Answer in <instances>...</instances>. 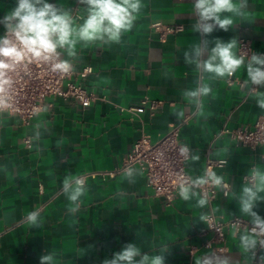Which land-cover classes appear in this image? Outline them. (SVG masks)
Wrapping results in <instances>:
<instances>
[{"label":"crops","instance_id":"1","mask_svg":"<svg viewBox=\"0 0 264 264\" xmlns=\"http://www.w3.org/2000/svg\"><path fill=\"white\" fill-rule=\"evenodd\" d=\"M46 2L67 12L77 26L87 17V5L80 0ZM140 2L133 27L121 33L118 43L107 37L78 40L74 56L67 48L58 49L75 71L92 67L77 78L95 93L93 102L85 106L73 98L48 97L28 124L0 111V264H40L45 255L53 256L51 264H103L128 244L140 249L136 261L147 255L149 260L162 257L163 264H190V246L208 238L202 228L209 207L219 216L253 220L241 201L243 188L256 185L255 174L264 173V143L252 149L236 142L230 131L264 118L258 103L264 99V85L252 84L247 76L251 58L244 59L231 82L227 75L217 77L196 65L208 59L217 37L222 42L244 37L264 58V0H246L242 15L224 14L234 19L227 32L216 29L207 36L192 31L199 19L193 12L195 0ZM16 5L17 0H0V21ZM156 21L178 30L161 39L151 28ZM4 30L0 23V37ZM196 44L202 49L198 60ZM233 51L237 55L236 48ZM205 86L211 89L207 95H188ZM143 97L161 103L153 112L141 109ZM183 119L180 138L190 148L186 171L194 182L215 174L227 185L226 194L219 184L211 205L201 206L203 198L190 187L188 200L179 190L167 205L132 167L113 176L86 177L85 193L75 202L79 210L70 212L68 196L76 176L119 166L142 133L155 139ZM208 159L225 162L207 168ZM251 211L264 219V199L254 201ZM29 212L38 213L39 226L28 223ZM242 236L255 238L244 230L227 231L224 248L201 247L193 261L253 264V248L244 249ZM261 255L264 259V247Z\"/></svg>","mask_w":264,"mask_h":264},{"label":"clouds","instance_id":"2","mask_svg":"<svg viewBox=\"0 0 264 264\" xmlns=\"http://www.w3.org/2000/svg\"><path fill=\"white\" fill-rule=\"evenodd\" d=\"M87 5V17L78 26L67 12H62L54 4L46 0H17L16 7L6 14L0 23L6 28V34L0 37V109L10 105L5 94L13 84L9 73L15 72L22 67L27 74L31 64H49L53 72L68 73L72 65L67 60L60 59L58 49L67 48L69 55H75L77 41L92 42L104 40L119 42L121 33L131 30L135 13L141 8L140 0H80ZM247 7L246 0H195L193 12L199 17L192 29L207 36L214 30L219 29L227 32L234 25L233 15H242V9ZM233 15H224V14ZM207 48V41L204 42ZM237 48V39L233 38L222 42L219 37L215 38V47L211 48L208 59L197 62V68H203L208 73H214L217 77L232 76L237 69L244 64V58L238 57L233 51ZM197 60L201 56L202 49L199 44L193 47ZM188 53H185L187 58ZM192 63L193 61H188ZM264 58L253 54L247 65V76L254 85H264ZM211 89L207 86L188 93L190 96L207 95ZM260 108L264 109V99L258 101ZM186 151L185 149L181 150ZM258 183L253 187H244L242 210L253 217V223L264 234V220L252 212L253 202L264 197L258 196L264 192V173L257 172ZM214 184L219 185L221 178L212 175ZM207 181L200 178L194 183L204 184ZM85 181L77 179L75 186L68 196L72 205L70 212L79 210V204L75 202L84 195ZM69 180L65 179L64 185L67 191ZM189 188L181 186L180 196L184 200L189 199ZM206 203L201 199L199 204ZM27 220L30 225L37 224L38 213L29 212ZM253 229V232L256 231ZM241 242L245 250L255 248L256 239L242 236ZM264 244V241L261 242ZM140 255V249L134 244H128L120 253L114 254L112 260H104L103 264H163V258L155 256L149 260L147 255L136 261L134 258ZM52 255L40 257V264H51ZM200 264V261H197ZM203 264H213L207 259ZM227 264V261L221 262Z\"/></svg>","mask_w":264,"mask_h":264},{"label":"built area","instance_id":"3","mask_svg":"<svg viewBox=\"0 0 264 264\" xmlns=\"http://www.w3.org/2000/svg\"><path fill=\"white\" fill-rule=\"evenodd\" d=\"M80 17V14L76 13ZM151 28L159 32L160 38H164L168 33L178 30L174 26L163 24L160 21L153 22ZM4 30L1 37L6 34ZM58 51V50H57ZM237 56L251 58L255 50L251 42L244 37L237 39ZM60 59L64 60L61 56ZM92 72L91 66H85L78 71L73 68L68 73L53 72L49 64H31L28 66L27 74L22 67L15 72L9 73L13 79L11 88L5 94L10 107L0 109L19 117L23 124H28L32 117L39 111L42 102L52 96L64 99L73 98L82 105H89L97 96L94 92L86 89L77 77H85ZM232 76H228V82L232 81ZM161 101L143 97L140 100V107L148 108L153 112ZM185 120H179L171 124L170 128L155 139H151L146 133H142L128 150L123 162L113 168L98 172H86L76 176L72 181L83 179L89 175L101 174L103 177L113 176L119 172H128L132 167H137L143 174L145 185L157 196H161L167 205H170L176 198L181 186L194 187L200 196L206 200L210 206L216 194L217 186L212 177L206 175L204 184L194 183L191 176L186 171V162L190 156V148L183 143L180 132ZM226 130H222L225 132ZM236 142L254 149L259 144L264 143V118H258L252 124L239 126L230 131ZM27 146H31V139L26 137L24 140ZM186 151L182 152L181 150ZM224 160H207V168L212 164H223ZM223 192L226 194L228 187L225 183ZM204 227L202 234H208V238L201 245H192L189 248L190 264L194 254L201 248L215 251L224 248L225 235L227 231L237 232L247 231L255 236L257 241L255 248L252 249L253 264H264L261 250L264 244V234L250 220L242 215H232L223 217L215 214L211 207L203 216ZM264 220V219H262ZM256 231L253 232V229Z\"/></svg>","mask_w":264,"mask_h":264}]
</instances>
